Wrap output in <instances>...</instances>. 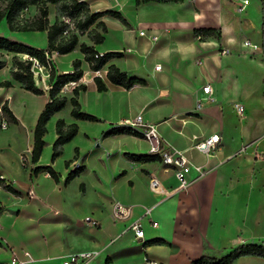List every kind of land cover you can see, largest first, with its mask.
I'll list each match as a JSON object with an SVG mask.
<instances>
[{"label": "crops", "instance_id": "crops-1", "mask_svg": "<svg viewBox=\"0 0 264 264\" xmlns=\"http://www.w3.org/2000/svg\"><path fill=\"white\" fill-rule=\"evenodd\" d=\"M78 1H85L92 12H118L125 22L105 14L102 43L78 35L74 50L49 55L56 74L73 73V61L79 60L83 78L61 89L67 101L47 121L36 163L30 160L34 128L51 100L44 86L49 82L34 79L42 94L25 90L10 75L15 53L0 50L5 61L0 82L11 84L0 86V122H8L5 128L0 124V133L7 134L0 144V179L18 192L0 187V264H62L83 252L92 253L88 264H192L202 255L219 257L240 244H264V126L248 128L246 114V109L264 113L263 0H245L241 13L232 0ZM0 24L1 37L47 48L46 31L11 30L4 18ZM206 28L219 30L220 38L196 34ZM245 40L256 48L244 45ZM81 42L104 54H120L93 74L79 49ZM223 49L230 52L223 54ZM110 64L145 83L129 88L111 83L106 76ZM96 75L105 90L97 89ZM79 84L85 85L78 97L81 111L96 121L75 119L70 113L72 89ZM205 84L211 86L213 101L204 100L197 109V98H206L201 91ZM235 101L245 107L242 119L232 108ZM138 113L156 124L169 145L184 150L190 162L185 188L175 190L173 171L159 160L130 158L149 155L143 136L108 133L123 127L142 133L131 126ZM58 119L75 123L77 133L53 160ZM211 134L219 135L212 155L192 147ZM76 163L81 172L66 182ZM45 166L57 179L45 170L35 171ZM151 175L171 193L151 191ZM116 200L129 205L125 218L111 216ZM134 222L140 223L142 238L135 237ZM156 238L164 243L144 244Z\"/></svg>", "mask_w": 264, "mask_h": 264}, {"label": "trees", "instance_id": "trees-1", "mask_svg": "<svg viewBox=\"0 0 264 264\" xmlns=\"http://www.w3.org/2000/svg\"><path fill=\"white\" fill-rule=\"evenodd\" d=\"M148 1H161V2H180L182 0H136V3L148 2ZM262 40L261 49L264 53V0L262 3ZM48 5L55 7V20L52 23L48 21ZM28 6H36L39 10V19L31 24L17 25L15 24V17L19 10ZM105 14L118 18L120 21L125 22L122 15L115 11H97L92 12L89 5L85 1L78 0H6V5L0 7V21L4 18L11 30L17 31H46L47 36V48L46 49H34L27 47L20 43L8 40L7 38L0 36V50L8 52H14L12 56V63L10 66L11 77L20 83L21 87L34 94H42V89L35 83L34 76L31 70L32 60L36 59L40 65H46L48 62L51 65L49 72V96L51 100L47 102L40 112L33 136V145L31 150V162L36 163L42 147L44 145L43 136L46 132V123L51 116L60 111L67 99L65 96L60 95L61 89L71 82H77L82 76V70L79 69L80 61L74 60V72L66 74H56L49 56L52 52L59 54H65L74 50L77 46L79 38L78 35H86L93 44H100L104 41V34L107 32L105 23L101 20V17ZM70 25L73 26V30L70 31ZM197 35L202 38L205 36H213L220 38L221 33L217 29L206 28L198 29ZM79 49L84 55V60L89 64L92 71H97L106 64V62L115 56H119L120 53L111 52L103 54L101 57H95L97 53L93 45H88L85 42L79 44ZM18 54H27V58L22 59ZM2 53L0 52V68L4 66L5 61L1 59ZM106 76L111 83L122 85L126 88L133 86L136 83L144 84L145 81L139 78H129L127 73L121 71L114 64H110L107 67ZM94 81L99 91L105 90V85L101 81L99 76H94ZM10 81L4 80L0 82V86H10ZM85 89V85L79 84L73 87V95L70 98L71 103V115L75 119L96 121L97 118L93 115L84 113L81 111V107L78 101L79 93ZM2 109L7 113L11 120H15L12 117L11 112L6 106H2ZM129 132L135 135H141L131 128H119L114 129L109 134ZM56 133L57 137L53 142L52 159L54 160L63 151V145L69 142L77 133V125L75 123L66 124L63 119L56 121ZM135 161H153L159 160L157 155H129ZM24 162V158H23ZM68 164V162H66ZM45 170L53 178L57 179V173L50 167H37L35 171ZM82 168L77 167L74 171L70 172L66 178V182L71 180ZM0 187L7 192L14 195H18L10 184H7L4 180L0 179ZM164 243L162 239L156 238L150 241H145L144 244H156ZM243 256H258L264 257V244L247 243L240 244L231 248L225 254L216 257L202 255L198 259L194 260L192 264H233L238 258Z\"/></svg>", "mask_w": 264, "mask_h": 264}, {"label": "built area", "instance_id": "built-area-1", "mask_svg": "<svg viewBox=\"0 0 264 264\" xmlns=\"http://www.w3.org/2000/svg\"><path fill=\"white\" fill-rule=\"evenodd\" d=\"M236 3L235 10L238 13H241L244 10L245 6V0H232ZM140 35H144V30H139ZM153 40H156L157 37L153 36ZM244 45L250 46L252 49L256 48L255 44L250 43L248 40L244 41ZM230 52L229 49H223L221 50V53L228 54ZM103 52L97 51L95 54V57H101L103 56ZM48 60H50V57L47 55ZM51 61V60H50ZM156 69L160 68V65L155 66ZM51 69V65L48 62L46 65H40L39 62L36 59L32 60V73L34 76V79H38L39 81H44L49 79V72ZM99 70L93 71V74H98ZM83 78V76L81 77ZM80 78V79H81ZM79 79V80H80ZM71 84H75V82H71ZM46 88H49V84H44ZM201 91L206 95V98H197L196 100V108L200 109L202 107V104L204 100L206 101H213V97L211 96V86L209 84H205L201 87ZM232 108L235 111L237 117L239 119H242L245 115V107L243 103L239 101H235L232 103ZM2 113L1 107H0V114ZM1 127L5 128L7 127L8 122L5 119H2ZM131 126L136 129H141L143 138L148 143V154L149 155H157L159 158V161L164 165L165 169H170L173 171L174 177L177 180V185L175 187V190L183 189L187 186L188 180L186 178L187 172L190 167V162L186 155L184 154V150L177 149L171 145H169L166 140L162 137V135L157 130L156 124L153 122H150L147 120L144 114L138 113L134 119L131 122ZM219 142V135L218 134H211L208 137H205L204 139L196 140L192 147L197 149L198 151L204 153L206 156H210L213 154L214 150L217 147V144ZM23 158V157H22ZM79 166L78 163H76L75 168ZM46 175H49L48 172H46ZM148 186L151 191L154 193H164L166 195L170 194L171 191L164 192L159 185V181L156 177L151 175L148 180ZM130 208L129 205H123L119 201H113L111 203V210L110 214L115 219H122L125 218L129 214ZM153 226H157L156 221H152ZM131 229L134 232V235L136 238H142L143 237V229L139 222H134L131 225ZM26 256H29L27 252H25ZM92 257V253L89 252H83L78 253L69 256L67 259L63 261L62 264H88ZM13 264H26L25 261H14Z\"/></svg>", "mask_w": 264, "mask_h": 264}, {"label": "rangeland", "instance_id": "rangeland-1", "mask_svg": "<svg viewBox=\"0 0 264 264\" xmlns=\"http://www.w3.org/2000/svg\"><path fill=\"white\" fill-rule=\"evenodd\" d=\"M6 5V0H0V7H4ZM39 10L36 6H28L26 8H23L22 10H19L17 13V16L15 17V24L17 25H25V24H31L39 19ZM48 21L49 23H52L55 20V7L53 5H48ZM3 24H0V33H3ZM74 28L72 25H70V31H72ZM4 55V54H3ZM257 106H259V103H256ZM256 105L252 106V108H255ZM264 107V106H263ZM260 108V106L258 107ZM261 109V108H260ZM251 111V109H250ZM249 112V110L246 109V114L249 115V120L247 123L248 128H255L260 129L264 126V113L260 112ZM1 115V114H0ZM7 139L6 133H0V144L5 142ZM233 264H264V257H258V256H243L238 258Z\"/></svg>", "mask_w": 264, "mask_h": 264}, {"label": "bare ground", "instance_id": "bare-ground-1", "mask_svg": "<svg viewBox=\"0 0 264 264\" xmlns=\"http://www.w3.org/2000/svg\"><path fill=\"white\" fill-rule=\"evenodd\" d=\"M28 57V56H27Z\"/></svg>", "mask_w": 264, "mask_h": 264}]
</instances>
